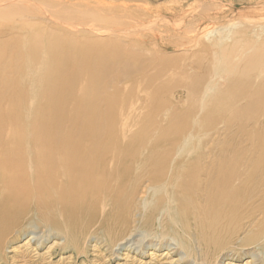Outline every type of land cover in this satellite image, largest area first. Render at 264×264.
<instances>
[{
    "label": "bare ground",
    "instance_id": "6f19581e",
    "mask_svg": "<svg viewBox=\"0 0 264 264\" xmlns=\"http://www.w3.org/2000/svg\"><path fill=\"white\" fill-rule=\"evenodd\" d=\"M143 1L0 0V69L15 67L0 119L42 120L23 147L0 139V254L26 218L44 230L35 250L53 233L77 258L89 242L139 264L162 248L217 264L253 246L264 264V24L191 31L182 61L149 47L181 34L154 30L166 6Z\"/></svg>",
    "mask_w": 264,
    "mask_h": 264
},
{
    "label": "rangeland",
    "instance_id": "374dc122",
    "mask_svg": "<svg viewBox=\"0 0 264 264\" xmlns=\"http://www.w3.org/2000/svg\"><path fill=\"white\" fill-rule=\"evenodd\" d=\"M154 1H155L154 5L166 6V7L164 10H162L160 14H158L159 15V17L157 18L158 23L157 25L154 26L153 29L161 34H164L167 31L170 32L175 31V32H179L181 36L180 38L169 37V38H161V39L159 37H154L152 38L151 41H149L151 45L149 47L154 48L153 52L156 54L165 55L167 57L178 55L180 59L182 58V61H185V59L186 61H189L191 59L190 55L186 57L185 51L176 49L174 44L178 42L184 45H187L188 43L191 44L195 38V35L193 33L191 34V31H197L199 34L203 32V35H205L208 34V32H212L213 30L220 28L232 29L233 28L232 26L242 23L264 24V4H257V2L261 0H255L254 6L249 9L244 6L245 4H240L238 2L239 0H188V1L187 0H144L139 4L143 8H145V6L148 7L149 4L150 3L152 4V2ZM178 5H180L182 8L179 11L174 12L172 9H177ZM165 10H167V12H165ZM137 16L138 15H134L133 19L138 20L139 17ZM203 22L205 24L202 25ZM233 29H234L233 31H230L231 34L227 33L226 32L227 29H226L223 32L224 34L222 35L228 36L231 39H237L238 37H240V34L243 33L240 30H236L235 28ZM186 32H190V34L187 35L188 39L183 37V34ZM4 37L5 36L2 37L3 38L2 40L7 39L6 37L5 38ZM3 46L4 44L0 46V50L3 49L2 48ZM45 62L48 61L46 60ZM14 68L15 67L11 64L8 65L5 64V67L0 69V76L3 75V73L10 74L15 70ZM175 68H177V66L173 67L172 69ZM139 87L140 89H143L142 87L144 86H139ZM11 88L14 89V87L10 86V84L8 83H5L4 85L0 84V94L4 93L6 89H11ZM28 88L30 91L28 90ZM15 89L26 92L29 91L30 93H34V94H36L37 92L34 87H29L25 84H24V88H23V84H21L16 86ZM4 105L2 106L3 108L5 107ZM23 113H25L23 108L15 107L9 111V114L11 115L10 118L5 120L0 119V139L7 138V136L13 133L14 134L19 133V135H22L21 138L17 140L15 147H23L25 144L27 145L30 142V140H32V138H37L41 136L42 120L34 121V119L33 120L25 119L19 122H15V120H17L16 118L18 117L22 118L21 115ZM25 221H27L26 218L20 220L22 224L21 225L18 224L15 227L18 234L15 235L14 237L9 236L8 240L6 241L2 253L0 254V264H124L125 261H126L125 264H130L131 262H133V264L140 263L138 262L139 259L138 257H136V260L133 261L131 258L132 255L131 256L129 255L127 260L125 259V261L121 260L124 258L123 255L125 254V251H121L119 260L110 258L105 253L97 254V252H94L92 248V246L95 243H90L89 245V242L86 243L87 254L84 257L77 258L74 255L73 250L62 249V241L59 238H57L56 235H53V233H50L51 237L44 240V246L42 249L35 250L36 247L35 242H29L28 239L37 238L38 237L37 235L41 234V232L44 230L42 229L41 224H38L39 227L38 229L36 228L33 229L31 228L30 225H26ZM25 243H27L28 246H25L24 245ZM29 246L32 247V249L28 248ZM252 247L253 246L246 247L242 251L236 250V253L235 252L229 253L227 255L226 253H224V255L221 254L216 263L217 264H260L258 262L252 261L253 256L251 257L252 255L251 253L254 254L257 253L255 248ZM165 250L167 249L162 248L159 251H155V252L153 250L152 251L150 250L149 252L155 255V257L153 258L154 260L153 259L150 260L149 259L150 257L144 256L141 259V262H143V264H147V263L150 264L151 262L153 264H167V263L177 264L176 261L178 260V256L172 254V252L168 250L167 251ZM166 252H170L171 254H169L168 257L166 256L164 258L163 254ZM166 258H168L167 261Z\"/></svg>",
    "mask_w": 264,
    "mask_h": 264
}]
</instances>
